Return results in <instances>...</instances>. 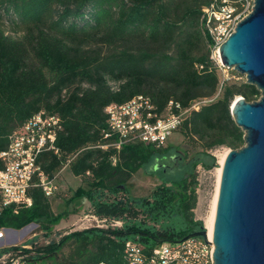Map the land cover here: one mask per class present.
<instances>
[{"label":"trees","instance_id":"1","mask_svg":"<svg viewBox=\"0 0 264 264\" xmlns=\"http://www.w3.org/2000/svg\"><path fill=\"white\" fill-rule=\"evenodd\" d=\"M225 2L241 9L245 0H0V20L23 31L15 36L0 26V153L10 134L33 114L41 109L58 114L60 154L43 152L38 165L53 179L76 155L70 170L84 178L85 186L74 197H87L96 217L122 222L72 232L44 246L32 240L27 243L34 244L31 250L12 247L0 256L13 249L22 250L26 264H126L128 240L150 250L205 231L194 216L197 168L213 171L218 167L214 149L245 144L231 105L240 95L247 101L261 96L246 80H226L218 93L221 71L211 58L202 16L203 7ZM139 93L150 95L160 110L172 98L184 106L211 99L192 110L180 127L186 143L200 149L176 161L177 148L170 145L134 142L120 151L101 149L116 141L104 138L105 107ZM156 162L166 164L156 169ZM150 169L160 183L148 196H133L130 180ZM30 195L29 208L18 213L0 209V228L21 230L36 223L50 235L69 212L55 214L41 187ZM70 242L76 243L75 252L59 262Z\"/></svg>","mask_w":264,"mask_h":264},{"label":"built area","instance_id":"2","mask_svg":"<svg viewBox=\"0 0 264 264\" xmlns=\"http://www.w3.org/2000/svg\"><path fill=\"white\" fill-rule=\"evenodd\" d=\"M252 6L253 0H245L241 9L229 2L220 7L215 4L203 7L202 21L211 39V58L222 72L228 67L221 61L220 46L234 31L238 21L251 11ZM223 75L218 93L224 82L229 79L227 74ZM209 100L211 99H195L184 106L179 100L172 98L162 110L150 95L143 93L136 94L122 103L112 102L105 107L108 127L104 138L116 137V141L99 147L104 150L112 147L120 151L123 145L134 142H142L156 148L165 147L192 110L198 109ZM62 128V119L58 114L41 109L10 134L7 148L0 153L3 166L0 169V209L12 208L14 213H18L23 208L31 207L33 199L30 190L34 187H41L48 198L54 197L58 187L54 179L41 170L38 158L48 151L60 154L56 141ZM75 157L76 155L70 158L66 166L70 165ZM116 161L117 158L114 157L113 163ZM21 230L0 228V244L6 239H16ZM205 231L206 237L164 242L150 250L135 240H128L124 246L126 264H215L213 234L210 236L208 228H205ZM28 242L30 241L20 242V245L0 246V251L12 247L31 250L36 242L27 244ZM25 257L22 250L12 249L0 256V264H26Z\"/></svg>","mask_w":264,"mask_h":264},{"label":"water","instance_id":"3","mask_svg":"<svg viewBox=\"0 0 264 264\" xmlns=\"http://www.w3.org/2000/svg\"><path fill=\"white\" fill-rule=\"evenodd\" d=\"M220 57L223 65L245 75L261 96L247 101L240 95L231 105L245 144L229 151L222 167L213 226L214 262L264 264V0H253L251 11L221 44ZM206 234L202 230L183 240Z\"/></svg>","mask_w":264,"mask_h":264},{"label":"rangeland","instance_id":"4","mask_svg":"<svg viewBox=\"0 0 264 264\" xmlns=\"http://www.w3.org/2000/svg\"><path fill=\"white\" fill-rule=\"evenodd\" d=\"M0 26L15 36H20L23 34L22 30H16L13 25H11L6 20H0ZM233 68H227L224 72H220L221 78L224 76L223 73L227 74L229 81L240 82L246 80L245 75L241 73H236ZM116 83L113 82V85ZM86 86V84H83ZM167 145L174 146L177 148V152L173 155L175 161L184 156L186 152L193 155L194 152L200 148H194L193 146L186 143L184 136L181 133L180 128L170 137ZM233 149L229 147H219L214 149L212 152L218 160V167L213 171H205L201 166H198L197 174V195L198 202L194 209V216L196 220L202 221L204 223V228H208V223L212 216L214 200L217 192L218 183V169L221 167L220 161L227 156L228 152ZM166 163L156 162L154 166H162ZM150 171H139L130 180L128 187L133 196L144 197L148 196L151 191L160 183L156 177L150 175ZM57 175V174H56ZM58 191L56 198L51 199L52 209L55 214L61 213L65 210L69 214L64 217L60 223L52 227L50 235H47L45 231L39 224L32 226L26 230L19 231L17 233L16 239L2 241L0 246H12L15 244H22L20 242L34 240L39 246H44L49 244L52 240L59 241L63 236L76 232L82 231L93 227H115L120 226L121 221L114 220H102L96 217L92 212L91 203L85 196L74 197L76 190L80 186H85L84 178L76 177L70 168L64 169L62 172H58L57 183ZM27 230H29L27 232ZM22 233V234H21ZM76 243H68L58 255V261H64L68 259L76 250ZM40 264H54V262L40 263Z\"/></svg>","mask_w":264,"mask_h":264},{"label":"bare ground","instance_id":"5","mask_svg":"<svg viewBox=\"0 0 264 264\" xmlns=\"http://www.w3.org/2000/svg\"><path fill=\"white\" fill-rule=\"evenodd\" d=\"M226 157H224L221 161H220V165L221 167L218 169V183H217V192H216V196H215V200H214V206H213V211H212V216L211 219L208 223V227H209V234L210 236H212L213 234V226H214V219H215V210H216V205H217V198H218V192H219V185H220V180H221V173H222V167L223 164L225 162ZM29 230H27L28 232ZM22 234V233H21Z\"/></svg>","mask_w":264,"mask_h":264},{"label":"crops","instance_id":"6","mask_svg":"<svg viewBox=\"0 0 264 264\" xmlns=\"http://www.w3.org/2000/svg\"><path fill=\"white\" fill-rule=\"evenodd\" d=\"M66 168H70V165H67V166H66V164H65V165L63 166V168L61 169L60 172H62V171H63L64 169H66ZM57 178H58V173H57V175H55L54 178H53L54 181H55V184L57 183ZM57 191H58V190H57ZM56 194H57V192H56ZM56 194H55L54 197H52V198H56ZM52 198H51V199H52ZM51 199H50V201H51Z\"/></svg>","mask_w":264,"mask_h":264}]
</instances>
